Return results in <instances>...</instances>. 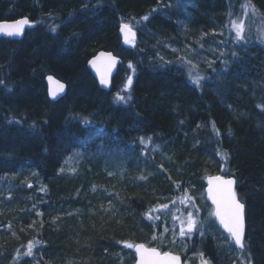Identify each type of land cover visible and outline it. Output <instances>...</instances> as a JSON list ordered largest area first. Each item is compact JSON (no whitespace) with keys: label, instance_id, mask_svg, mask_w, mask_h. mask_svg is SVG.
Masks as SVG:
<instances>
[{"label":"trees","instance_id":"trees-1","mask_svg":"<svg viewBox=\"0 0 264 264\" xmlns=\"http://www.w3.org/2000/svg\"><path fill=\"white\" fill-rule=\"evenodd\" d=\"M171 1L190 18L174 17L157 0H0V21L26 17L35 23L20 41L0 38V264H110L116 253L115 259L122 257L120 248L104 246L109 241L103 236L87 239L85 226L118 219L122 230L132 217L133 231L149 234L142 229L148 225L144 210L187 187L202 189L208 175L233 176L244 205L245 247L239 253L246 258L236 264H264V131L255 126L264 127V99L257 93L264 89V47L256 34L264 28V0ZM121 16L130 18L131 27H146L165 39L176 32L178 20L187 29L243 21L245 51L195 68L182 58H162L149 37L125 50L118 36ZM227 38L233 39L232 31ZM100 49L122 58L113 87L122 71L129 93L124 104L107 107L101 97L108 94L86 70L87 58ZM48 73L68 84L63 100L47 99ZM4 86L12 88L11 95ZM64 120L82 125L68 130ZM139 134L162 144L160 155L169 158H153L151 173L138 151L122 154L124 146L138 147L132 136ZM101 140L112 145L108 150L140 187L127 195L119 183V202L101 195L104 186L115 184L98 176L97 161L84 159L90 144ZM160 161L168 168L163 179L156 177ZM60 172L65 174L56 177ZM92 212L98 221L86 218Z\"/></svg>","mask_w":264,"mask_h":264},{"label":"rangeland","instance_id":"rangeland-1","mask_svg":"<svg viewBox=\"0 0 264 264\" xmlns=\"http://www.w3.org/2000/svg\"><path fill=\"white\" fill-rule=\"evenodd\" d=\"M157 1L159 2V0ZM163 2L165 4H171L167 1ZM179 5L177 4L173 16L178 17L179 14H183V17L189 19L190 14L183 9H179ZM164 7L165 6L162 8ZM119 20V22L130 26V18L121 16L119 17ZM234 23L235 22L233 21L232 23L230 22L226 24L220 20L219 22L214 21L207 24H196L193 25L192 28L187 29V22L178 20V23H175V26L177 27L176 32L173 33V36L170 37V39L162 38L161 36L151 32L146 27H143L140 30L141 34L138 36L139 29L135 28L137 31L136 39L126 44V47L124 48L125 50H128L136 44L138 45L143 43L142 40H144L146 33L151 35L149 36L150 40L147 43L151 46V48L158 49L159 52L163 53L165 58H182L195 68L210 67L215 62L220 60L222 56L230 54L229 47H232L237 51L245 50L243 40H237L236 38L233 27ZM227 31H232V40L227 38ZM256 34L257 37L260 38L264 47V28L257 29ZM240 41L242 43H240ZM163 50H165V52ZM126 81L127 80L121 71L116 85L106 97L107 100L110 101V104H124L126 99L129 98V93L127 92L128 85L126 84ZM253 90L254 92L252 95H256V89L253 88ZM257 93L260 99H264L263 88L257 91ZM121 96L124 97V100H120L118 98ZM144 144L147 145L148 152L154 145H156L149 144L148 139L144 140ZM158 154L159 151L155 155ZM86 163L87 162H85V164ZM104 166L105 161L104 163L100 162L98 165L100 169H103ZM98 169L99 168H97V170ZM103 173L105 176L106 169ZM103 180H107V177H104ZM204 186L205 185L203 184L202 189L200 187L191 189L187 187L188 191H182L179 194L173 193L162 201L156 203V206H153L151 209L144 210L143 216L148 222V225L151 227L149 229V234H144L139 231L135 233L133 231V227L131 226V223L133 222L131 217L128 218L129 225L122 228L123 231L120 227L121 222L119 223L118 219L115 221L109 220V222H107L104 226L102 224L99 226L97 225L94 228L90 225L85 226L86 238L97 239L103 236L109 241V243L104 244V246L110 244L109 247L111 248H120L117 250L122 253V257L119 255L121 258L115 259L119 254L116 253L110 264H134V245L138 243L143 244L146 247L155 248L160 252H171L176 254L182 258L183 264H209L206 259L203 260L200 258L201 254L208 252L210 249L206 241H209V244L214 248V252L212 254L214 258L216 255L223 256L218 253L220 246L223 247L224 245H231L233 247L234 244L217 226L212 216L211 206L205 198ZM131 193L132 192L130 191H125V194L127 195ZM189 213H191L197 221V226L190 233L186 232V234L181 235V223L183 222L186 226ZM89 216H91L92 219H95V222L98 221V217H100L96 212L87 214L86 218ZM136 237H138V239H136ZM137 240L145 243L138 242ZM150 240L153 245H149L148 241ZM125 241H130L132 243H124ZM133 241L137 242L133 243ZM129 244H131L132 247H128L127 245ZM126 250L131 252V256H128V252ZM241 260H243V258Z\"/></svg>","mask_w":264,"mask_h":264},{"label":"bare ground","instance_id":"bare-ground-1","mask_svg":"<svg viewBox=\"0 0 264 264\" xmlns=\"http://www.w3.org/2000/svg\"><path fill=\"white\" fill-rule=\"evenodd\" d=\"M168 3H171V4H165L164 2H163V0H159V2L161 3V5H162V7L163 6H165L166 8H167V10H169V11H175V9H176V7H177V3L176 2H172L171 0H166ZM165 1V2H166ZM179 5V4H178ZM180 6V8L179 9H181V5H179ZM177 11V10H176ZM50 14V13H49ZM50 15H48V17H49ZM55 15L54 14H52L51 15V17L50 18H53ZM49 18V19H50ZM17 19H19V18H17ZM17 19H13V20H4V21H14V20H17ZM49 19H46L42 24L43 25H47V23L49 22ZM1 22V21H0ZM122 22H120V24H121ZM43 28V30L44 31H48L45 27H42ZM143 27H140L139 28V32H138V34L140 33L141 34V32H140V30L142 29ZM48 29H50V28H48ZM131 29L132 30H134L135 31V33H136V36H137V31H136V29L134 28V27H131ZM118 30H119V26H118ZM118 36L120 37V35H119V31H118ZM149 36H151V35H148V34H146L145 33V39L146 38H148ZM20 41V40H19ZM261 43V42H260ZM261 45H262V43H261ZM263 46V45H262ZM153 49V48H152ZM153 50H156V52L162 57V58H165V55H163V53H161V52H159L158 51V49H153ZM164 52H165V50H163ZM245 51V50H244ZM244 51H237V50H235L234 48H232V47H229V52L231 53V54H233L234 55V57H236V58H238V56L239 57H241L242 56V54L244 53ZM97 52V51H96ZM96 52H94L90 57H88L87 58V60H86V63H87V61L91 58V57H93L95 54H96ZM117 54V53H116ZM260 55H262L261 53H259ZM120 58H121V56L119 55V54H117ZM220 60H222L223 62H226L227 61V56H222V58L220 59ZM121 61H122V58H121ZM162 61H167V60H165V59H162ZM85 67H86V64H85ZM86 70L88 71V69H87V67H86ZM89 72V71H88ZM89 74H90V72H89ZM48 75H52V74H50V73H48V74H46V75H44V77H43V81H44V85H45V77L46 76H48ZM91 75V74H90ZM52 76H54V75H52ZM55 78H57V79H59V80H61V81H63L65 84H66V93H65V95L60 99V100H63L66 96H67V89H68V84L64 81V80H62V79H60V78H58L57 76H54ZM92 77V76H91ZM93 78V77H92ZM95 81V80H94ZM95 84H96V86H97V88L99 89V91H101L102 93H105V94H109L110 92H111V90L113 89V81H112V85H111V89L109 90V91H107V92H105V91H103V90H101L99 87H98V85H97V83L95 82ZM4 90H7V95H11L12 94V88L11 87H9V86H4ZM214 91L215 92H218V90L217 89H214ZM45 95H46V97H47V94H46V85H45ZM70 99V98H69ZM101 99H102V101L103 100H105L106 102H107V107H108V105L110 104V101H108V100H106V97L105 96H102L101 97ZM10 101H12V100H10ZM9 101V102H10ZM16 101H18V97H16ZM69 103H71L72 104V102H70V101H68ZM11 103V102H10ZM115 104L116 103H114V105H111V106H115ZM74 105H76V103H74L73 102V104H72V106H74ZM10 107H8L7 109H9ZM8 116H10V114H8L6 117H8ZM7 121L9 120V118H7L6 119ZM109 120V118H107V117H105L104 118V120H103V122H107ZM66 120H64V122L63 123H65L66 125H68V126H66V129H68V130H74V128H76L75 126H77V127H79L80 125H82L80 122H74V121H71V123H69V124H67V122H65ZM32 123H30V125H28V130H32V128L34 127H32V125H31ZM71 125H73V126H71ZM70 126V127H69ZM255 126L257 127V128H259L260 129V131L263 133V131H264V127H263V125L262 124H260V123H256L255 124ZM83 129H85V128H83ZM124 129H127V131H132L133 132V130H137L138 128H136V126L134 125V126H127V125H124ZM111 130H112V132H113V130H115V127L114 126H112L111 127ZM38 135H40V134H38ZM41 136V135H40ZM132 137H135L136 139H137V144H138V147H137V145H136V143L134 144V145H130L131 147H125L124 146V152H122V154H128V153H131V152H134L135 150L136 151H138L140 154H139V161L141 160L142 161V165L146 168V167H150V166H152L153 165V158H154V160H157L158 158H161V159H163L164 161H167L169 158L167 157V156H161L160 155V149H161V147H162V144H160L159 142H157V141H153V139H151L150 138V136H146L145 134H139V135H137V136H132ZM132 137H129V138H132ZM145 139H148V141H149V144H156V145H154L151 149H150V151L148 152L147 151V145H145L144 144V140ZM116 141H118V140H116ZM105 142L106 143H109V140L106 138L105 139ZM118 143V142H117ZM91 146H90V148H89V150L85 153V155H84V159H86V160H89V161H97L98 163H104V161H105V164L106 165H110V167H105L104 168V170L106 169V175L105 176H103L104 175V173H103V171H102V169H100V167H98V165L96 166V168L98 167L99 169L97 170V171H99V175L98 176H100V177H107V180H110L113 184H115L114 186H112V187H108V186H104L102 189H104V190H100V192H101V195L103 194L104 196H106V197H108V198H110V199H112L113 201H116V202H119V200H120V192H119V190H118V188H117V186H119V183L123 186V188L126 190V191H130V192H133V191H135V190H137L138 188H140L139 187V185H138V182H137V180H136V178H135V180L132 178V174H130V173H128L127 171H124L123 170V163L122 164H120V162H118V160H115V158L117 157L116 156V153H115V151H109L108 149L110 148L109 146H112V145H105L104 144V142H103V140H101V141H97V142H95V143H91L90 144ZM136 147H137V149H136ZM159 151V154L158 155H155L157 152ZM143 154H146V155H143ZM110 159H112L113 161H111ZM107 161H111V162H108L107 163ZM126 163H127V161H125ZM114 163H115V165H114ZM86 164H88V163H86ZM85 164V165H86ZM90 165H91V163H89ZM141 164V163H140ZM11 165L10 164H7V167L9 168ZM95 168V169H96ZM146 168L147 170V172H149V173H151L150 171H151V168ZM167 165L166 164H163L161 161L160 162H157V170H158V175L156 176L157 178L158 177H160L161 179H163V178H166V175H168V173H167ZM165 174H164V173ZM26 174H27V172H26ZM61 174H65V172H60L59 174L57 173L56 174V177H60V178H62L60 175ZM151 175V174H150ZM150 175H149V178H150ZM230 177H233V176H230ZM234 178V177H233ZM235 179V178H234ZM235 183H236V180H235ZM150 202L151 201H148L147 202V204L149 205L150 204ZM151 205H153V204H151ZM104 205L102 206V207H100V210L101 211H103V209H104ZM147 209V208H146ZM145 209V210H146ZM151 227L149 226V225H144V227H142V229H144V230H149ZM218 236V235H217ZM209 250H208V252H205L204 254H202L201 256H200V258H202L203 260L204 259H206L208 262H209V264H233V263H237V261H243V260H241L242 258H246V256H243V255H240V251H242L243 249H233V248H231V246L230 245H224L223 247H221L220 246V249H219V254H221V255H223V256H218V255H216V257H215V260H216V262L215 263H213V261H212V259L208 256V254L211 252V253H213L214 252V248L211 246V245H209ZM217 256H218V259H217Z\"/></svg>","mask_w":264,"mask_h":264},{"label":"water","instance_id":"water-1","mask_svg":"<svg viewBox=\"0 0 264 264\" xmlns=\"http://www.w3.org/2000/svg\"><path fill=\"white\" fill-rule=\"evenodd\" d=\"M25 19L27 20V23L21 25L19 33L9 35V34H7V32L0 31V38H3V39L11 38V39L16 40V41L21 40L23 35L25 34V32L35 26L34 22H31L26 17H21L17 20H14V21H1L0 22V24H14V22H16V21L25 20ZM123 25H125V24L121 23L119 25L118 31H119V35H120L121 44L123 46H125L126 44L129 43V41L132 42L136 39V33L134 30H132V33H134V35H127V38H126V30H123V28H122ZM120 64H121V58L118 55L114 54L111 51H107L105 49H100L96 52V54L93 57H91L87 61L86 67H87L88 71L90 72V74L92 75V77L95 79V82L97 83L98 87L101 90L107 92L111 89L113 78H114ZM102 81H104V82H102ZM45 85H46L47 99L50 102L54 103V102L59 101L66 93V84L63 81L55 78L52 75H48L45 77ZM61 85L63 86L62 89L60 87ZM52 93H55V95H53ZM218 176L222 177L220 175H210L204 179L205 197H206L208 203L210 204V206L212 208V216L215 219V222L217 223V225L222 229V231L224 233H226L231 238L234 245L238 249H241L235 244L234 239L227 232V230L224 228V226L220 223V217L216 214L217 211H220L221 213L227 212V209L223 203H221V205L218 208L217 204L214 203L213 198H212L213 194H216L217 199H220V193H221L223 186L219 185L217 183V181L214 179L215 177H218ZM223 178L224 179H232L234 181V183L231 187H232L233 193L235 194V184H236L235 179L233 177H223ZM209 188L213 189L212 193L209 192ZM235 197H236V195H235ZM236 199H237V197H236ZM243 219H244V209H243ZM244 237H245V219H244L243 240H244ZM137 245H143V244L138 243L134 246V257H135L134 264H174V262L170 259L173 256L179 258L177 264H183L182 258L176 254H173L171 252H160L159 250H157L155 248H149V247H146L144 245H143L142 249L138 250L136 247ZM153 249H155V252L158 255L153 254V252H152ZM166 253L168 254L167 257L165 256Z\"/></svg>","mask_w":264,"mask_h":264},{"label":"snow or ice","instance_id":"snow-or-ice-1","mask_svg":"<svg viewBox=\"0 0 264 264\" xmlns=\"http://www.w3.org/2000/svg\"><path fill=\"white\" fill-rule=\"evenodd\" d=\"M27 23V20H19L14 22V24H0V31H4L7 32V34L12 35L15 33H19L20 31V27L21 25ZM234 30H235V35L237 40H244L245 36H244V23L243 21H239L233 24ZM123 30H126V38L127 35H134V33H132V29L129 25L125 24L122 26ZM55 30V29H53ZM131 41H129L130 43ZM110 55V54H109ZM51 79V78H50ZM196 82L199 81V77H194L193 78ZM104 82V81H102ZM132 82V78L131 76L128 77V84L130 85ZM3 82L0 81V84H2ZM61 89L63 88V86H60ZM53 95H55V93H52ZM120 100H124V97H118ZM217 183L219 185H222L223 188L221 190L220 193V199H217L216 194H213V201L214 203L217 204L218 208L221 205V203L224 204V206L227 209L226 213H221L220 211H217V215L220 217V223L224 226V228L227 230V232L231 235V237L234 239L235 244L243 249L245 247L244 243H243V231H244V219H243V209H244V205L241 204L235 197V194L232 191V185L234 183V181L232 179H224L223 177H215L214 178ZM209 192L212 193L213 189L209 188ZM166 207V206H163ZM197 226V221L195 220V218L193 217V215L191 213L188 214L187 217V222H186V226L185 224L182 222L181 223V229H180V234L184 235L187 233H190L191 231H193V229H195ZM31 246H32V242H29V253L31 254ZM128 247H132L131 244L127 245ZM137 249H142L143 245H137L136 246ZM154 255H158L155 252V249L152 250ZM202 255V254H201ZM165 256L167 257L168 254L166 253ZM174 264H177L179 258L178 257H171L170 258Z\"/></svg>","mask_w":264,"mask_h":264}]
</instances>
